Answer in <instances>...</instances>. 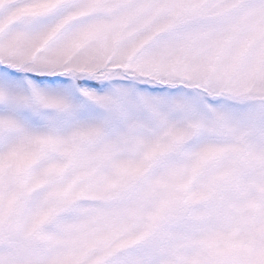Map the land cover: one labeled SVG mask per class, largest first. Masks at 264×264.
Returning <instances> with one entry per match:
<instances>
[{"label": "snow or ice", "instance_id": "snow-or-ice-1", "mask_svg": "<svg viewBox=\"0 0 264 264\" xmlns=\"http://www.w3.org/2000/svg\"><path fill=\"white\" fill-rule=\"evenodd\" d=\"M0 264H264V0H0Z\"/></svg>", "mask_w": 264, "mask_h": 264}]
</instances>
